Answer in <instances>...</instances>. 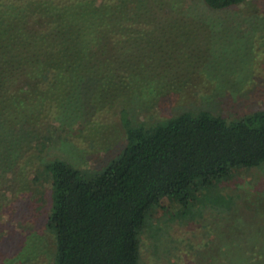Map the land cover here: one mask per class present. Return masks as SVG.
<instances>
[{"label":"trees","instance_id":"1","mask_svg":"<svg viewBox=\"0 0 264 264\" xmlns=\"http://www.w3.org/2000/svg\"><path fill=\"white\" fill-rule=\"evenodd\" d=\"M242 1L202 4L212 11ZM151 9L149 0H0V143H30L40 159L55 120L98 109L133 75L151 79L158 58L165 68L174 50L149 49L161 33ZM121 114L124 148L93 175L63 158L43 165L54 264H142V237L158 229L155 213L170 206L163 201L188 207L204 188L264 163V109L229 120L189 109L152 123L134 121L128 108Z\"/></svg>","mask_w":264,"mask_h":264},{"label":"rangeland","instance_id":"2","mask_svg":"<svg viewBox=\"0 0 264 264\" xmlns=\"http://www.w3.org/2000/svg\"><path fill=\"white\" fill-rule=\"evenodd\" d=\"M149 2L162 33L149 49L174 50L165 68L156 59L151 79L122 81L82 118H51L56 128L40 159L30 143H0V264H54L58 243L45 222L52 188L43 165L63 158L89 175L105 167L126 143L123 108L147 123L189 109L227 120L264 109V0L212 11L202 0ZM191 4L190 13L178 12ZM166 200L168 210L155 213L158 229L143 234L142 264H264V163L204 188L188 207Z\"/></svg>","mask_w":264,"mask_h":264}]
</instances>
